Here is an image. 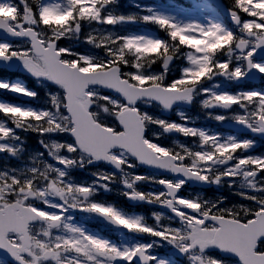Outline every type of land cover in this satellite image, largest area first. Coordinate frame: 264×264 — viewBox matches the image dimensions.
<instances>
[{"label": "snow or ice", "instance_id": "6c2138e0", "mask_svg": "<svg viewBox=\"0 0 264 264\" xmlns=\"http://www.w3.org/2000/svg\"><path fill=\"white\" fill-rule=\"evenodd\" d=\"M118 3L0 0V66L46 89L38 105L0 100V155L18 161L0 167V264H264V155L185 110L198 102L208 119L264 138V89L241 87L264 81V0L206 4L219 14L204 20L140 3L142 15L118 13ZM137 22L153 28L128 31ZM0 90L39 96L19 78ZM173 111L178 120L163 118ZM20 133L37 134L42 151L28 153ZM88 168L91 181L74 175ZM190 184L227 185L249 203L182 194ZM114 185L133 207L166 209L167 222L96 198Z\"/></svg>", "mask_w": 264, "mask_h": 264}]
</instances>
